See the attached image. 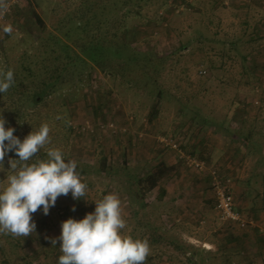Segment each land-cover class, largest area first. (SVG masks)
<instances>
[{"label":"rangeland","instance_id":"rangeland-1","mask_svg":"<svg viewBox=\"0 0 264 264\" xmlns=\"http://www.w3.org/2000/svg\"><path fill=\"white\" fill-rule=\"evenodd\" d=\"M31 1L35 0H8V11L0 13V34L5 35L3 27L10 25L12 32L22 38L19 24L29 17ZM188 1L191 4H187V10L180 3L161 7L159 13L168 18L159 23L151 19L157 0L145 6L146 18L132 20L139 30V38L131 45L138 48L137 52L132 53L126 46L120 53L111 44L107 54L112 58L105 69L96 62H101L103 50L94 52L85 43L87 50L81 51L66 39L67 29L57 32L62 41L68 42V55L78 51L84 57V64L76 71L83 74L89 68L92 72L88 80L85 76L81 80L75 77L78 84L69 82L70 90L65 89L53 102L59 112L69 114L73 126L71 133L60 132L54 144L66 161L77 162V172L87 185L86 196L74 200L71 193L62 195L48 215L42 208L38 210L33 214L36 232L28 237L0 234V264H5L6 258L11 259L9 264H58L62 255L60 241L53 246L51 238L61 234V222L69 217L82 219L95 210L94 201L109 193L117 194L121 200L126 221L122 233L149 241L151 253L145 264H264V250L258 253L247 245L241 246L242 240L249 239L244 231L233 225H214L213 212L210 223L196 226L200 236L193 240L179 235V227L172 219L165 221L142 207L140 197L149 190L137 184L145 171L140 169L142 159L134 156V151L145 134L146 138L151 134L159 139L170 135L181 141L175 135L177 129L195 131L204 119L215 130L222 129L225 115L238 110L241 121L235 125L245 133L257 131L256 140L264 142L262 132L258 133L264 131V20H260L264 18V0ZM39 2L36 8L48 25L41 35L48 36L50 31L56 32L60 7L56 0ZM29 24V32H36L33 19L29 18ZM27 47L28 43H12L9 53L18 57ZM39 48L36 44L35 50ZM250 53L254 59L247 61L244 56ZM233 101L241 104L237 107ZM241 106L246 108L244 114L239 113ZM195 115L193 123L188 121L191 125L186 126L187 119ZM179 116H183L182 126L174 128ZM240 129L235 132L238 134ZM56 131H52L53 136ZM261 190L264 192V188ZM258 203L264 213V194ZM204 242H215V246L206 248ZM260 243L264 246V240ZM240 247L243 249L239 253ZM193 255L197 259L191 260Z\"/></svg>","mask_w":264,"mask_h":264},{"label":"trees","instance_id":"trees-1","mask_svg":"<svg viewBox=\"0 0 264 264\" xmlns=\"http://www.w3.org/2000/svg\"><path fill=\"white\" fill-rule=\"evenodd\" d=\"M154 2L156 3V0H56L58 7H60V15L58 16L57 25L54 29L56 32L50 31L48 36H42L41 34L45 32L48 25L36 8L40 6L39 0H35L31 1L29 5L27 11L29 17L19 24L18 31L21 32L20 36L22 38H18L17 33L13 32L5 35L0 34V73L11 69L14 72L15 79L14 84L7 92L0 93V115L6 120L5 128H14V135L23 140L27 134L31 131H37L44 123H47L50 127V143L40 149L30 162H34L37 159H46L47 149L57 148L54 142L58 140L57 136H59L58 134L60 132L62 134L72 132L73 126L69 122V114L63 115L61 110L59 112V109L55 108L53 104L56 102V97L61 96V93L65 89L69 88L70 90V86L68 85L69 82L78 84V82L74 81L75 77L81 80L82 77L85 76L88 80L92 75L89 68H87L86 72L83 74H81L82 72L79 73L76 71L77 67L82 63L84 64V57L81 56L78 51H74L72 55H68L66 53V49L69 47L68 42L67 40L62 41L56 35L57 32H63L67 29L64 31L66 39L71 40L73 45H76L81 51L85 52L87 48L94 52L103 50L104 54L101 62L98 59H96V62L102 69H105L108 65L110 66V64H107V61L109 62L112 58L108 57L107 53L109 50L107 48L112 47L113 44H115V48L120 51V53H122L126 46L131 47L132 53H134V51L137 52L138 48H135V45L133 47L131 45L133 44V40L136 42L137 40L135 39L139 38V30L135 22V24H132V20L136 18H146L143 10L145 6ZM177 3H180V5L184 4L183 10H187V4L190 2L188 0H157L155 4L156 12L151 16V19H154L155 23L166 20L168 16H164L162 13L160 14L159 9L166 5L173 6ZM180 5H178L177 8H179ZM172 10L175 12L174 9ZM29 18L34 20L36 32L35 30L34 32H29L31 28ZM260 20L263 21L264 18ZM38 32L39 34L36 36L35 34ZM110 32H112L111 37ZM113 36H117L118 39L114 41L112 38ZM129 36H131L130 39H128ZM16 42L19 43V45L28 43L27 49H24L18 57L9 53L12 50V43L16 44ZM85 43L89 45L87 48L85 47ZM36 44H39L41 49L35 50ZM244 59L247 61L253 60V53H250L247 57L244 56ZM233 103L237 107L241 104V102L238 101H233ZM61 104L66 108V104ZM239 110L240 114H244L246 108L241 106ZM58 116L60 119H57ZM240 118L238 110L231 115L226 114L221 124L223 125L222 128H227L231 130V132L239 130L240 127L235 124L241 121ZM42 119L44 121H42ZM195 119L196 115L192 116L190 120L194 121ZM230 121H232V123L234 122V124H231ZM205 124L209 125L210 123L204 119L199 121L198 125L204 126ZM54 129L58 131H56L53 136L52 131ZM245 132L243 128L240 129L238 134L236 132V134L239 135L238 137L241 138L240 142L243 141L250 152L253 150V147L255 152L256 150H260L259 145L264 142L262 140L259 142L256 140L255 134L257 131L250 129L248 133ZM258 133H261V137L264 139V131L259 130ZM54 137H56V139L52 141ZM169 137L172 136L169 135ZM173 139L179 143L181 148L197 156L199 159L204 160L206 163H209L205 160L204 156L198 154L196 149L189 148L177 139ZM258 152H260V157L257 160V164L263 168L264 151L260 150ZM9 158L18 159L14 151L6 153L4 165H0V169H3L0 170V187L6 185L7 176L12 174V170L9 169ZM213 168L217 167L213 166ZM157 170L156 168L154 171L155 176L152 177L155 183V179L159 177L156 172ZM207 176L210 183L211 175L207 174ZM155 183H151L152 186L153 184L155 185ZM236 210L241 212L237 209V205ZM245 217L248 218L247 216ZM228 226L230 227L232 224L229 223ZM242 249L243 247H240L239 253ZM190 257L191 260L197 259L195 255ZM21 259L26 260V257L21 256ZM4 260L5 264H9V260L11 259L6 258Z\"/></svg>","mask_w":264,"mask_h":264},{"label":"clouds","instance_id":"clouds-1","mask_svg":"<svg viewBox=\"0 0 264 264\" xmlns=\"http://www.w3.org/2000/svg\"><path fill=\"white\" fill-rule=\"evenodd\" d=\"M8 9V0H0V13ZM3 32L11 34L12 27H3ZM0 77V93H5L15 82L14 72L9 69L0 73ZM5 124L0 115V165H4L7 152L14 151L18 159L9 158L12 174L7 176L6 185L0 187V234L25 238L36 232L34 213L42 208L43 214L48 215L62 195L71 193L74 200L84 198L87 185L77 172V162L66 161L58 148H48L46 159L30 162L50 143L47 123L23 140L14 135V128H5ZM94 202L93 212L82 219L69 217L62 221L61 234L51 238L53 246L60 241L62 255L58 264H145L151 253L149 241L122 233L126 221L119 196L109 193Z\"/></svg>","mask_w":264,"mask_h":264},{"label":"crops","instance_id":"crops-1","mask_svg":"<svg viewBox=\"0 0 264 264\" xmlns=\"http://www.w3.org/2000/svg\"><path fill=\"white\" fill-rule=\"evenodd\" d=\"M182 117L179 116L175 120L177 124L173 126L174 128L182 126L183 122L180 120ZM188 121L193 123L190 119H187L186 122ZM232 121H230L231 124H234ZM190 122L186 126H190ZM183 129L174 131L177 132L175 135L181 140L179 142L189 148L196 149L205 157V160L219 168L222 174L231 179L235 198L237 197V209L256 222L253 226L239 229L243 230L244 236L249 238L242 240L241 246L247 245L255 252H261L264 250V246L260 243L264 240V236L261 234V232L264 233V228L261 227L264 222V213L260 208L258 198L264 194L261 190L264 188V167H260L257 160L260 157L258 151H264V143L259 145L260 150L255 152L253 147L250 152L246 145L237 141L240 138L239 135L227 128L215 130L216 127L205 124L203 127L196 128L195 131ZM134 133L135 137L136 130ZM142 138L139 149L134 151V156H139L142 159L143 165L141 164L140 169L145 171L144 176L139 178L137 184L140 187H145L144 191L149 190L146 196L140 197L142 207L150 209L152 214H158L165 221L172 219V222L174 221L179 227L178 234L193 240H197L200 236L196 226L206 221L210 223L212 212L216 214L214 225L218 223L229 225V222H221L217 216L214 194L207 173L187 167L179 153L166 146L159 136L150 134L146 138L145 134ZM156 168L159 177L155 179V183L152 177L155 176ZM146 174L147 176H145ZM141 183L143 184L141 185ZM151 183H155V185L152 186ZM151 191L155 194L152 195ZM148 216L151 215L148 214ZM220 224L214 229L219 228ZM209 243L215 246V242Z\"/></svg>","mask_w":264,"mask_h":264},{"label":"built area","instance_id":"built-area-1","mask_svg":"<svg viewBox=\"0 0 264 264\" xmlns=\"http://www.w3.org/2000/svg\"><path fill=\"white\" fill-rule=\"evenodd\" d=\"M161 141L175 149L186 165L211 175L210 185L215 198V209L221 222H229L238 229H245L256 224L254 219L246 218L236 210V198L229 177H226L217 168L211 167L204 160L181 148L179 143L172 137H163ZM203 246L211 248V244L207 242H204Z\"/></svg>","mask_w":264,"mask_h":264}]
</instances>
